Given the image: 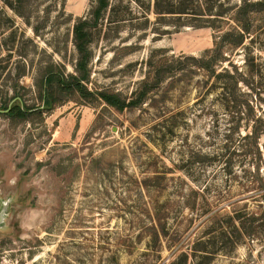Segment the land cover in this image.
I'll list each match as a JSON object with an SVG mask.
<instances>
[{"label":"rangeland","instance_id":"rangeland-1","mask_svg":"<svg viewBox=\"0 0 264 264\" xmlns=\"http://www.w3.org/2000/svg\"><path fill=\"white\" fill-rule=\"evenodd\" d=\"M154 1L111 0L92 27L88 87L149 88L141 104L76 93L23 121L1 107L16 70L42 106L40 73L74 72L73 25L95 0H22L29 22L0 0V264H264V10L235 44V9L195 27Z\"/></svg>","mask_w":264,"mask_h":264},{"label":"trees","instance_id":"trees-1","mask_svg":"<svg viewBox=\"0 0 264 264\" xmlns=\"http://www.w3.org/2000/svg\"><path fill=\"white\" fill-rule=\"evenodd\" d=\"M4 5L10 6L14 9L17 14L22 15L29 22L28 16L21 10L20 3L22 0H2ZM155 0L153 4V11L157 16L162 18H176L179 20L183 19L181 24L202 27L211 26L213 28H220L223 26L221 21L225 19L226 16L232 13V10H236L234 16L235 21L238 24L231 29L225 30L223 41L228 43L242 44L247 36V33L251 31L250 20L248 15L257 10H264V0H241V3H234L230 7H227L225 0ZM111 5V0H95L88 15L80 16L76 19L73 25V41L77 49V61L75 63L74 72H67L65 70V64H55L53 62L48 63L40 73V78L37 82L38 93L37 98L40 99L43 104L39 105H29L23 101V94H20V89L22 85L19 82V76L24 74V69L18 71L16 70L17 79L13 83L12 94L5 98L4 102L1 104L2 109L13 119L27 120L32 115L36 114L42 119L44 110H49L54 108L58 103L61 104L65 101L66 97L72 94H79L82 97L89 98L92 95L98 94L102 99H104L108 104L115 106L116 108L122 110L129 106H138L141 104L149 91V88L142 89L139 94L127 101L126 98L121 97L119 93H111L105 90L97 91L91 90L88 87V82L90 79V68L89 64L93 57L92 41H93V25H98L107 9ZM152 8L151 4L148 6ZM174 24V23H173ZM35 32L40 34V26H34ZM238 33V38L235 40L231 38V35ZM232 39V40H231ZM216 42V51L220 50V46L224 42ZM212 51V52H214ZM210 57V58H209ZM204 56L202 59L203 65L210 67L213 56ZM207 60V61H206ZM207 64H206V63ZM12 72V71H11ZM225 76V73H218V77ZM1 77V75H0ZM151 89V88H150ZM20 92V93H19ZM65 97V98H64ZM257 136L258 131L255 133ZM239 217H242L239 214ZM256 219L255 214L251 216ZM253 227V226H252ZM236 231L241 230L240 227L236 226ZM253 228L251 229V231ZM242 231V230H241ZM226 235V232H223ZM242 233L238 234V237H243ZM240 239V238H238ZM239 240H236L238 242ZM201 243V240H200ZM205 251V250H204ZM184 259L187 258L186 254ZM209 255L208 252L204 254Z\"/></svg>","mask_w":264,"mask_h":264},{"label":"water","instance_id":"water-1","mask_svg":"<svg viewBox=\"0 0 264 264\" xmlns=\"http://www.w3.org/2000/svg\"><path fill=\"white\" fill-rule=\"evenodd\" d=\"M1 111V110H0ZM9 213V207L7 202H3L0 199V228L6 225V218Z\"/></svg>","mask_w":264,"mask_h":264}]
</instances>
